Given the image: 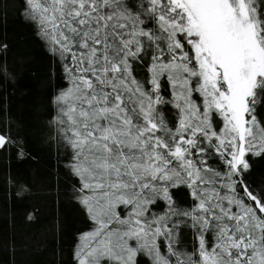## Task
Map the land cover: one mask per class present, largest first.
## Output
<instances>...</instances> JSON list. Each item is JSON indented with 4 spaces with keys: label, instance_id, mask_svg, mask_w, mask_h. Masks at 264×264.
<instances>
[{
    "label": "snow or ice",
    "instance_id": "1",
    "mask_svg": "<svg viewBox=\"0 0 264 264\" xmlns=\"http://www.w3.org/2000/svg\"><path fill=\"white\" fill-rule=\"evenodd\" d=\"M18 12L64 81L55 123L89 221L74 264H264V179H249L264 159V0H19Z\"/></svg>",
    "mask_w": 264,
    "mask_h": 264
},
{
    "label": "trees",
    "instance_id": "2",
    "mask_svg": "<svg viewBox=\"0 0 264 264\" xmlns=\"http://www.w3.org/2000/svg\"><path fill=\"white\" fill-rule=\"evenodd\" d=\"M18 8L19 0H6L0 14V44L7 45L0 65L11 74L0 82V132L9 138L0 149V264H74L89 221L72 199L55 123L53 99L64 81ZM249 179H264V159L254 158Z\"/></svg>",
    "mask_w": 264,
    "mask_h": 264
}]
</instances>
